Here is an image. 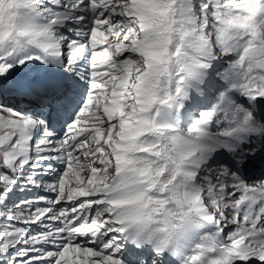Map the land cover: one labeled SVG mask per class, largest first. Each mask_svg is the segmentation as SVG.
Listing matches in <instances>:
<instances>
[{
	"label": "snow or ice",
	"instance_id": "1",
	"mask_svg": "<svg viewBox=\"0 0 264 264\" xmlns=\"http://www.w3.org/2000/svg\"><path fill=\"white\" fill-rule=\"evenodd\" d=\"M0 264H264V0H0Z\"/></svg>",
	"mask_w": 264,
	"mask_h": 264
}]
</instances>
